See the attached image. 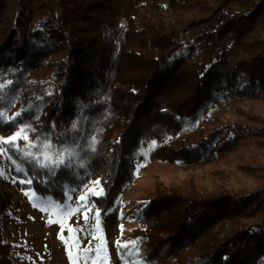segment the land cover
Returning <instances> with one entry per match:
<instances>
[{
    "label": "trees",
    "instance_id": "1",
    "mask_svg": "<svg viewBox=\"0 0 264 264\" xmlns=\"http://www.w3.org/2000/svg\"><path fill=\"white\" fill-rule=\"evenodd\" d=\"M262 96L264 0H0V147L19 190L62 204L91 187L108 217L145 138L151 159L200 171L248 140L264 150V124L218 112ZM24 127L28 141L2 143ZM68 150L45 168L28 155ZM254 172V189L156 187L129 233L139 264H264V166ZM13 204L0 192V264H13Z\"/></svg>",
    "mask_w": 264,
    "mask_h": 264
},
{
    "label": "rangeland",
    "instance_id": "2",
    "mask_svg": "<svg viewBox=\"0 0 264 264\" xmlns=\"http://www.w3.org/2000/svg\"><path fill=\"white\" fill-rule=\"evenodd\" d=\"M218 112L231 121L262 126L264 96L253 101L234 100ZM19 140L23 139L12 142L15 148ZM153 142L150 138L140 141L133 157L140 159L141 168L134 171L130 185L111 214L104 218L96 215L91 187L69 191L62 204L32 190L17 189L5 163L4 148L0 147V192L11 193L14 202L8 217L2 221L4 240L11 244L13 264H139L129 233L140 224L146 199L156 187L176 186L191 178L203 191L254 189L259 183L257 172L252 174V170L264 166V150L258 149L252 140L204 171L192 165H169L151 159ZM81 196L86 199L79 200Z\"/></svg>",
    "mask_w": 264,
    "mask_h": 264
},
{
    "label": "snow or ice",
    "instance_id": "3",
    "mask_svg": "<svg viewBox=\"0 0 264 264\" xmlns=\"http://www.w3.org/2000/svg\"><path fill=\"white\" fill-rule=\"evenodd\" d=\"M19 115V113H17V116ZM5 117L4 113H0V122H3ZM13 120H15V117H13ZM76 125L73 124V128H75ZM23 139L25 141L29 140V137L27 135V128H21L19 131H17L13 136H11L8 140L3 141L4 143H12L15 142L17 139ZM93 145L95 144V138H93L92 141ZM155 143V142H153ZM31 147H38L36 144L31 145ZM51 147L50 144L48 143H44L42 145V148L47 151L49 150ZM94 150V148H93ZM72 151L74 150H68V151H60L57 154V158L55 160L50 159V157L48 155H34L32 153H28L29 156H33L35 163L37 164V166L41 167V168H45V167H49V166H59V165H66V157H71L72 155ZM67 163L70 164V159L67 161ZM97 184L99 183L98 181L96 182ZM95 195H102L103 194V190H101V192L99 194L93 193ZM86 199L85 196H81L79 197V200L84 201ZM99 210H97L96 215L99 216ZM85 219H87V214L85 213ZM51 222V221H50ZM97 223H99V221L97 220ZM95 238V237H94ZM69 258L70 260L72 259L71 257V253L69 251Z\"/></svg>",
    "mask_w": 264,
    "mask_h": 264
}]
</instances>
